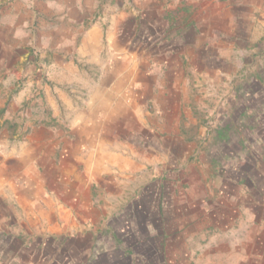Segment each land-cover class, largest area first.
<instances>
[{"label":"rangeland","instance_id":"374dc122","mask_svg":"<svg viewBox=\"0 0 264 264\" xmlns=\"http://www.w3.org/2000/svg\"><path fill=\"white\" fill-rule=\"evenodd\" d=\"M154 30L150 31L154 41L147 45L150 59L142 60L135 72L145 79L134 84L133 93L128 95L132 100H143L147 121L143 127L138 123L127 127L132 130L130 136L137 154L132 179L124 172L103 174L101 179L92 173L94 177L89 181L87 168L98 167L95 159L91 165L78 166L80 182L86 187L80 188V200L69 196L67 227L62 233L49 234L47 239L35 232H27L20 240L9 238L1 246L6 255L0 264H35L25 256L19 259V253L39 255L38 249L44 246L46 255L40 264H206L205 260L192 258L226 247L220 240L224 236L217 235V241L209 234L215 216L220 220L221 208L215 214L204 212L206 201L212 198L210 190L202 184L195 189L191 177L195 162L205 171V154L220 125L231 135L223 146L224 153L217 148L227 169L235 165L241 146L248 158L244 157L243 163L249 169H253L256 153L264 151V80L255 81L256 76L264 78V50L252 37L241 38L239 44H234L236 36H229L222 44L218 40L211 44L205 37L209 42L204 44L199 43L203 39L199 30L195 33L184 28L177 40L171 38L174 33L165 24ZM0 37V140L23 144L34 128L58 125L51 106L64 112L62 97L76 103L74 93L82 91V84L77 88L57 83L44 66L35 73L36 64L49 66L53 62L46 47L38 46L33 53L29 45H17L9 32ZM87 75H92L89 69L77 74V78L85 81ZM125 98L124 94L123 101ZM119 128L120 132H114L110 127L108 137H100L105 140L106 152L116 141L124 143L123 136L129 135L125 126ZM68 136L71 139V134ZM86 136L83 135L85 142ZM89 146L84 151L85 161L92 150H98L97 146ZM197 152L202 159L194 157ZM105 166L111 168L113 164L101 165ZM38 169L40 176L43 169ZM69 183L75 189L74 174L69 175ZM89 184L94 185L90 190Z\"/></svg>","mask_w":264,"mask_h":264},{"label":"crops","instance_id":"0c3cea01","mask_svg":"<svg viewBox=\"0 0 264 264\" xmlns=\"http://www.w3.org/2000/svg\"><path fill=\"white\" fill-rule=\"evenodd\" d=\"M160 24L172 29L171 38L176 40L187 28L195 33L199 30L203 37L199 43L216 44L218 40L222 44L229 36H236L234 44H239L252 37L264 50V0H0V35L9 32L17 45H29L30 51L46 47L53 55L49 66L36 64L35 73L44 66L57 83L77 88L82 84V91L74 93L76 103L62 97L64 112L51 106L57 126L34 128L23 144L0 140V260L5 254L1 246L11 237L20 240L27 232H35L47 239L49 234L63 232L69 222V196L80 200V188L86 187L80 182L78 166L91 165L95 159L98 167L87 168L89 181L94 177L92 173L101 179L103 174L124 172L132 179L137 154L130 136L132 130L127 127L131 123L143 127L147 121L143 100H132L128 95L133 93L134 84L145 79L135 72L142 60L150 59L147 45L154 41L150 31L155 32ZM163 44L158 48L168 52ZM85 69L92 75L82 81L77 74H84ZM263 80L262 75L255 77L257 82ZM55 116L60 118L56 120ZM120 126H125L129 135L123 136L124 143L116 141L106 152L105 140L100 137L106 139L110 127L120 132ZM83 135H87V142ZM230 138L220 125L212 137L210 154H205V171L195 162L191 177L195 189L205 185L214 199L206 201L204 212L215 214L221 208L220 220L215 216L209 234L217 241V235L224 236L220 240L226 247L200 254L202 258L196 254L192 259L211 264H264V151L256 153L253 169H249L243 163L247 156L241 146L235 165L227 169L218 150L223 152ZM87 144L98 150H92L85 161ZM194 157L203 158L199 152ZM105 163L113 166L101 167ZM38 168L43 169L40 176ZM70 174L77 180L75 189L70 187ZM50 180L55 187H51ZM93 186L89 184L87 188ZM41 248L39 255L20 252L19 259L25 256L40 264L46 255L45 246Z\"/></svg>","mask_w":264,"mask_h":264}]
</instances>
